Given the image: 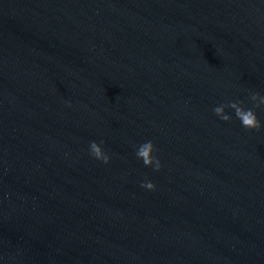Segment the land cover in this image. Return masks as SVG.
Listing matches in <instances>:
<instances>
[{
  "label": "water",
  "instance_id": "1",
  "mask_svg": "<svg viewBox=\"0 0 264 264\" xmlns=\"http://www.w3.org/2000/svg\"><path fill=\"white\" fill-rule=\"evenodd\" d=\"M252 94L264 0H0V264H264Z\"/></svg>",
  "mask_w": 264,
  "mask_h": 264
},
{
  "label": "clouds",
  "instance_id": "2",
  "mask_svg": "<svg viewBox=\"0 0 264 264\" xmlns=\"http://www.w3.org/2000/svg\"><path fill=\"white\" fill-rule=\"evenodd\" d=\"M252 101H259L255 107H260L261 104H264V97L259 96V94L251 95ZM243 101L238 102H229L228 104H222L213 109L214 113L223 121H230L232 117L225 113V108H231L235 111V116L242 123V126L246 129H255L259 131L261 129V123L253 109H245L242 107ZM70 106V105H69ZM95 141H92L89 146L90 154L97 160L102 161L104 164L110 162V157L105 153L103 148ZM156 151L154 144L151 141H147L141 144L136 151L137 158L141 159L145 166H153L154 170L159 171L161 168L160 161L157 157L153 155ZM141 187L146 188L150 191L155 190V184L151 181H146L141 184Z\"/></svg>",
  "mask_w": 264,
  "mask_h": 264
}]
</instances>
